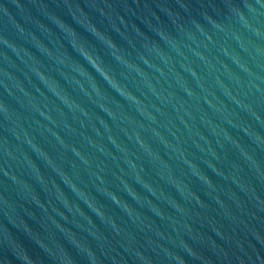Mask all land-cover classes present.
Segmentation results:
<instances>
[{"label":"water","instance_id":"water-1","mask_svg":"<svg viewBox=\"0 0 264 264\" xmlns=\"http://www.w3.org/2000/svg\"><path fill=\"white\" fill-rule=\"evenodd\" d=\"M0 264H264V0H0Z\"/></svg>","mask_w":264,"mask_h":264}]
</instances>
